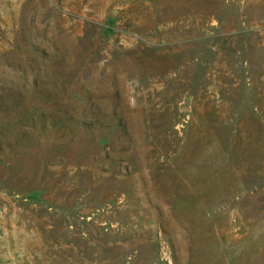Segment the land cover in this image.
Here are the masks:
<instances>
[{
	"label": "rangeland",
	"instance_id": "rangeland-1",
	"mask_svg": "<svg viewBox=\"0 0 264 264\" xmlns=\"http://www.w3.org/2000/svg\"><path fill=\"white\" fill-rule=\"evenodd\" d=\"M0 264H264V0H0Z\"/></svg>",
	"mask_w": 264,
	"mask_h": 264
}]
</instances>
